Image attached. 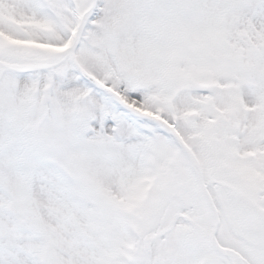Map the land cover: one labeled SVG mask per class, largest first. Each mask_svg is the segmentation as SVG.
<instances>
[{
	"label": "snow or ice",
	"instance_id": "obj_1",
	"mask_svg": "<svg viewBox=\"0 0 264 264\" xmlns=\"http://www.w3.org/2000/svg\"><path fill=\"white\" fill-rule=\"evenodd\" d=\"M0 264H264V0H0Z\"/></svg>",
	"mask_w": 264,
	"mask_h": 264
}]
</instances>
